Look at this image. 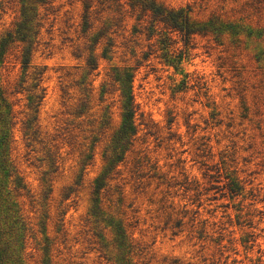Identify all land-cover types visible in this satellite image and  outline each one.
<instances>
[{
	"label": "rangeland",
	"instance_id": "1",
	"mask_svg": "<svg viewBox=\"0 0 264 264\" xmlns=\"http://www.w3.org/2000/svg\"><path fill=\"white\" fill-rule=\"evenodd\" d=\"M156 1L0 0V264H264V0Z\"/></svg>",
	"mask_w": 264,
	"mask_h": 264
},
{
	"label": "trees",
	"instance_id": "2",
	"mask_svg": "<svg viewBox=\"0 0 264 264\" xmlns=\"http://www.w3.org/2000/svg\"><path fill=\"white\" fill-rule=\"evenodd\" d=\"M130 8L133 14L135 15V20L139 21L143 20L146 24L142 27L148 33V37H157V41L160 44H163L162 48H166L168 44L171 42H167L170 40L169 34L172 32H177L181 38L184 45H187L191 35L197 33V29L193 26L190 21V18L187 13H185L182 9H173L167 8L156 0H132L130 3ZM138 11V12H137ZM136 30V28L134 29ZM138 31V29H137ZM28 51L26 50L25 57L21 61L22 66L24 68L28 67ZM125 80L130 81L132 75H128L125 71L123 72ZM118 80V78H116ZM38 85V84H37ZM43 89H41V92ZM42 94V93H41ZM126 99L123 103L124 113L122 116L125 118L127 123H125L120 130L115 134V149H119L122 153V146L126 145V143H130V137L134 134V129L130 126L131 119L133 118L134 109L132 104V96L130 91H127L125 94ZM42 95H37L38 102L40 101ZM34 98V96L32 97ZM34 108V112H36V105L32 104ZM131 128V130H130ZM121 160V157L119 158ZM118 160V161H119ZM115 159H112V166L115 165Z\"/></svg>",
	"mask_w": 264,
	"mask_h": 264
}]
</instances>
